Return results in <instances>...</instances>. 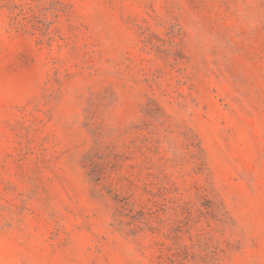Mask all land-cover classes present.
Instances as JSON below:
<instances>
[{"label":"rangeland","instance_id":"374dc122","mask_svg":"<svg viewBox=\"0 0 264 264\" xmlns=\"http://www.w3.org/2000/svg\"><path fill=\"white\" fill-rule=\"evenodd\" d=\"M0 264H264V0H0Z\"/></svg>","mask_w":264,"mask_h":264}]
</instances>
